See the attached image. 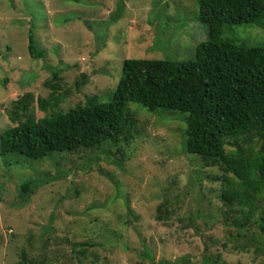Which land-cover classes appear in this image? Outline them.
<instances>
[{"label":"rangeland","instance_id":"374dc122","mask_svg":"<svg viewBox=\"0 0 264 264\" xmlns=\"http://www.w3.org/2000/svg\"><path fill=\"white\" fill-rule=\"evenodd\" d=\"M197 15L198 0H0V132L15 125L12 100L25 92L37 119L110 99L125 58L193 59L208 34ZM29 34L43 56L28 53ZM222 36L264 45V21L225 25ZM56 66L63 98L42 111ZM128 107L130 141L33 160L0 154V264H264L263 195L235 226L243 217L222 205L220 168L184 151V115ZM238 143L259 146L253 134ZM25 180L34 187L19 205Z\"/></svg>","mask_w":264,"mask_h":264},{"label":"trees","instance_id":"16d2710c","mask_svg":"<svg viewBox=\"0 0 264 264\" xmlns=\"http://www.w3.org/2000/svg\"><path fill=\"white\" fill-rule=\"evenodd\" d=\"M197 18L207 25L208 34L197 45L193 59L125 58L110 99L92 95L65 111L55 110L37 119L31 92L12 100L10 119L15 125L0 132V154L16 152L33 160L119 139L130 141L136 120L129 102L150 112L180 113L185 123L184 151L199 156L205 166L220 168L222 205L243 217L235 226L244 225L254 212V202L262 195L264 199V45H238L224 39L222 32L225 25L262 24L264 0H198ZM27 50L31 57L44 54L31 34ZM59 72L53 67L51 79L45 82L51 92L37 99L42 111L55 109L62 101ZM249 134L259 140L256 152L238 143ZM227 144L235 149L226 152ZM32 187L31 180L20 183L17 204H26ZM243 205L249 206L247 211ZM258 226L264 234V210ZM77 251L84 255L86 250Z\"/></svg>","mask_w":264,"mask_h":264}]
</instances>
